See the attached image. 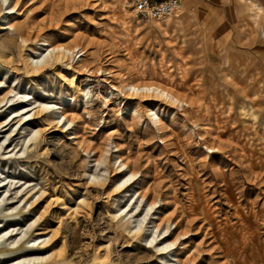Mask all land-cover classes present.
Wrapping results in <instances>:
<instances>
[{
	"label": "rangeland",
	"instance_id": "obj_1",
	"mask_svg": "<svg viewBox=\"0 0 264 264\" xmlns=\"http://www.w3.org/2000/svg\"><path fill=\"white\" fill-rule=\"evenodd\" d=\"M125 1L0 0V264H264V0Z\"/></svg>",
	"mask_w": 264,
	"mask_h": 264
},
{
	"label": "built area",
	"instance_id": "obj_2",
	"mask_svg": "<svg viewBox=\"0 0 264 264\" xmlns=\"http://www.w3.org/2000/svg\"><path fill=\"white\" fill-rule=\"evenodd\" d=\"M182 0H126L124 8L143 23L164 22L175 15Z\"/></svg>",
	"mask_w": 264,
	"mask_h": 264
},
{
	"label": "bare ground",
	"instance_id": "obj_3",
	"mask_svg": "<svg viewBox=\"0 0 264 264\" xmlns=\"http://www.w3.org/2000/svg\"><path fill=\"white\" fill-rule=\"evenodd\" d=\"M252 5L254 6V9H256L259 12L261 11V8L258 4L253 3ZM181 8H182V3H181L180 9ZM14 10H15V8L14 7L12 8V6H11L10 11L14 12ZM259 12H257V13H259ZM257 13L254 12V17H252V18H254V21H258V19L260 17L259 16L260 13L259 14H257ZM171 17H169L166 21H168ZM77 49H79V47H76L75 50H77ZM47 50L50 52L49 57L51 56V53L59 54L60 59H65L69 53H71L73 55L72 49H69V48H66L63 46H57V47L48 46ZM80 50L82 51V49H80ZM128 87H130V91L136 95L144 94V93L145 94H154V95H157L161 98H164V99L172 102L175 105L176 104H183L182 97L175 94L176 92L174 93V91H172V90H166V89H161L159 87H150V86L137 87L134 85H129ZM160 123H161L160 121L157 122V124H160ZM0 247H1V245H0Z\"/></svg>",
	"mask_w": 264,
	"mask_h": 264
},
{
	"label": "crops",
	"instance_id": "obj_4",
	"mask_svg": "<svg viewBox=\"0 0 264 264\" xmlns=\"http://www.w3.org/2000/svg\"><path fill=\"white\" fill-rule=\"evenodd\" d=\"M255 4H258V3H256V2H254ZM186 7H188L187 6V0H185L184 1V3H183ZM251 6L249 7V11L251 12V15H249L251 18L252 17H254V6L252 5L253 3H249ZM259 5H261L262 6V8H264V3H261V4H259ZM185 14V13H184ZM177 19V18H176ZM178 19L180 20L179 22L177 21L176 23V27H178V28H180V29H182V28H184V23H183V19L179 16L178 17ZM253 21V20H252Z\"/></svg>",
	"mask_w": 264,
	"mask_h": 264
}]
</instances>
